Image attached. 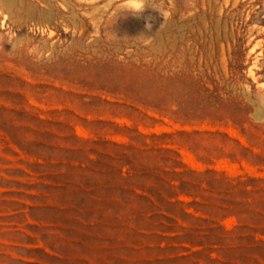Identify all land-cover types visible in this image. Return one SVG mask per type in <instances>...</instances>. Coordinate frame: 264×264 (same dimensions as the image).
I'll list each match as a JSON object with an SVG mask.
<instances>
[{
  "label": "rangeland",
  "instance_id": "rangeland-1",
  "mask_svg": "<svg viewBox=\"0 0 264 264\" xmlns=\"http://www.w3.org/2000/svg\"><path fill=\"white\" fill-rule=\"evenodd\" d=\"M11 1L0 264H264V0Z\"/></svg>",
  "mask_w": 264,
  "mask_h": 264
},
{
  "label": "bare ground",
  "instance_id": "bare-ground-1",
  "mask_svg": "<svg viewBox=\"0 0 264 264\" xmlns=\"http://www.w3.org/2000/svg\"><path fill=\"white\" fill-rule=\"evenodd\" d=\"M8 2H9V4H10V2H12L11 0H8ZM6 3H7V1H6ZM263 94V96H264V93H262ZM261 96V95H260ZM258 100V99H257ZM259 100H261L260 99V97H259ZM262 100H263V102H264V98L262 97ZM258 102V101H257ZM261 104V103H260ZM260 104H259V106H260ZM263 104V103H262ZM264 106V105H263ZM261 112V111H260Z\"/></svg>",
  "mask_w": 264,
  "mask_h": 264
}]
</instances>
